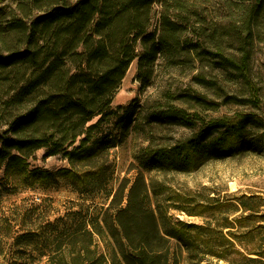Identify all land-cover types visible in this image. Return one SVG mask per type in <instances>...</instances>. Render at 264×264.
I'll list each match as a JSON object with an SVG mask.
<instances>
[{
  "label": "trees",
  "instance_id": "1",
  "mask_svg": "<svg viewBox=\"0 0 264 264\" xmlns=\"http://www.w3.org/2000/svg\"><path fill=\"white\" fill-rule=\"evenodd\" d=\"M227 2L250 3L241 24L202 36L221 42L233 35L244 56L238 60L219 55L227 67L249 80L248 44L264 41V0ZM156 4L162 6L157 20ZM194 29L183 0H17L8 8L0 5V176L24 186L48 182L53 175L30 168L28 162L44 148L48 156L64 154L68 159L71 168L59 174L69 177L77 191L107 190L111 197L102 218L82 209L61 220L67 253H75L80 242L87 243L79 254L89 252L87 236L108 233L113 242L111 264H177L171 257V238L186 243L190 225L166 220L160 206L154 205L142 169L130 186L124 183L115 192L108 191L107 171L111 149L132 132L143 131L150 139L155 126L195 127L201 119L184 108H162L148 100L113 108L134 61L136 80L146 90L162 63L179 65L195 53L202 55L201 40L191 38ZM201 121L179 146H148L141 167L187 170L190 160L196 165L236 149L224 145L229 132L220 133L219 120ZM71 258L53 259L51 264H106L101 254L88 262Z\"/></svg>",
  "mask_w": 264,
  "mask_h": 264
},
{
  "label": "rangeland",
  "instance_id": "2",
  "mask_svg": "<svg viewBox=\"0 0 264 264\" xmlns=\"http://www.w3.org/2000/svg\"><path fill=\"white\" fill-rule=\"evenodd\" d=\"M183 1L196 27L191 38L201 40L203 54L195 53L179 65L162 63L154 84L146 90L136 80L137 60L134 61L115 95L113 108L142 105L146 100L162 108H184L207 122L219 120L220 133L225 136L229 132L224 145H234L236 149L223 157L197 161L196 165L190 160L187 170L145 169L140 164L148 146H179L201 127L202 121L195 127L155 126L150 139L143 131L132 132L110 151L108 191L124 183L130 186L142 169L154 205L160 206L166 220L190 225L186 243L171 238V257L177 264H264V41L256 39L248 44L247 80L238 69L227 67L219 55L240 60L244 54L236 38L229 35L221 42H210L202 33L213 29L225 32L228 26H239L250 3L243 6L227 0ZM16 2L0 0V5L8 8ZM161 10L162 6L156 4L155 20ZM196 76L208 82H197ZM28 162L30 168L49 171L53 178L24 186L0 176V264H51L53 259L69 260L72 255V260L79 257L88 262L97 254L105 257L104 263L111 264L113 242L108 233L87 236L91 240L89 252L79 254L78 250L87 243L80 242L75 253H67L61 221L82 209L102 218L111 200L107 190L77 191L69 177L59 174L61 169L71 168L64 154L48 156L42 148L29 156Z\"/></svg>",
  "mask_w": 264,
  "mask_h": 264
},
{
  "label": "bare ground",
  "instance_id": "3",
  "mask_svg": "<svg viewBox=\"0 0 264 264\" xmlns=\"http://www.w3.org/2000/svg\"><path fill=\"white\" fill-rule=\"evenodd\" d=\"M135 64V62L132 64V66Z\"/></svg>",
  "mask_w": 264,
  "mask_h": 264
}]
</instances>
